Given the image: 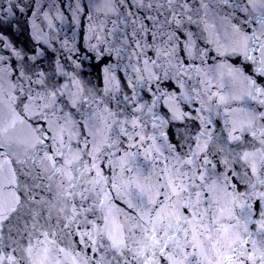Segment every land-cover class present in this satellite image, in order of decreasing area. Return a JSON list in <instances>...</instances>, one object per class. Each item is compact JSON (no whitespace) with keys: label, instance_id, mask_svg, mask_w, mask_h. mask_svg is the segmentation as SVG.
I'll use <instances>...</instances> for the list:
<instances>
[{"label":"snow or ice","instance_id":"1","mask_svg":"<svg viewBox=\"0 0 264 264\" xmlns=\"http://www.w3.org/2000/svg\"><path fill=\"white\" fill-rule=\"evenodd\" d=\"M261 2L264 3V0ZM179 4L180 0H159L156 6L169 11L172 14V21L179 24L180 21L176 19L180 14L176 12ZM153 6L151 3L148 4L150 8ZM10 7L16 9L15 4ZM2 24L3 22L0 21V26ZM260 24L261 35L264 36V18L260 20ZM236 32L241 33V29H236ZM250 41L258 44L254 49L259 53L258 57L250 54ZM217 54L225 57L242 54L245 60L255 65L252 69L253 73L264 78V42L260 41L255 33L251 36L241 34L232 46L223 50L217 47ZM16 55L21 54L17 52ZM163 55L170 58L172 52H165ZM220 67L226 68V75L230 79L242 82L246 88L240 95L219 97L220 104L226 105L232 101L245 99L256 101L259 97H264V83H257L252 75H245L242 68L225 65ZM19 75L21 78H26L23 70ZM20 92L23 96L20 100L23 112L34 118L39 126L29 124L24 116L12 109L11 105L15 104L16 97H9L7 114L0 100V147L25 143L31 149H37L38 145H44L45 139H51L56 147L51 154L45 152L40 158L39 167L42 171L27 172V178L32 182L29 192L32 187L44 188L45 179L51 180L52 177L59 176L60 195L57 199H64L65 204L57 211L64 214L67 221L63 224V228L68 229L71 235H78L76 243L83 248L90 249L94 253L101 251L104 253L95 260L92 257L78 259L79 252L72 256L64 247H58L55 239H49V236H55V233L44 231L41 233L43 240L38 239L36 245L29 243L23 249L26 256L22 259H27L29 264H63L58 258L61 254L65 260L71 257L72 264H90V262L91 264H257V261L259 264H264V209H258L256 214L259 220L252 221L250 219L253 214L252 206L246 202L238 203V200H247L248 197L244 193L235 196L225 193V198L205 195V193L218 194V183H222L225 189L231 187L235 190L236 185L230 183L233 177L229 175L231 161L227 157L217 161V164L223 166L224 171L211 184L206 183V173L212 161L205 156L198 163L199 153L195 151L191 152L187 159H183L179 154L171 158L166 157L165 159L169 161L167 164L145 176L136 163L137 157L143 155L147 159L155 151L157 153L153 160L155 163V160H159L162 155L159 147H144L142 153L126 151L115 160L107 158L115 156V153L107 152L106 149L116 147L121 134L131 141L128 145L130 149L143 147L146 140H151L154 144L156 136L146 137L140 132L130 134L122 124L113 128L104 118L89 115L86 117L88 123L81 137L84 146L73 150L70 144L72 135L69 134V143H66L65 127L54 126L49 119L48 110H54L56 93H46L43 96L38 94L33 97L25 92L23 87L20 88ZM45 100L48 102L37 103ZM258 102L264 105V99H259ZM108 115L114 114L108 113ZM261 118H264V112L250 113L247 127L240 124V131L252 130V135L255 137L254 126ZM64 120L67 124L68 118L65 117ZM45 121L48 131L55 132V135L48 136L42 123ZM113 123L117 122L113 121ZM131 123L133 128L138 124L136 120ZM101 124L103 127H99ZM18 126L22 127L26 134L22 140L16 136ZM233 131H236V128H233ZM260 135L264 136V126L261 127ZM88 137H91V140ZM231 139L239 140L240 137L231 136ZM260 144L264 146V139L260 140ZM168 148L174 151L171 145ZM199 151L203 152L204 148L201 147ZM257 152L260 154L261 163L264 164V148L258 149ZM34 156L35 153L33 158ZM85 156L90 158L89 162L84 160ZM255 157L256 153L245 151L239 158L251 164L252 176L256 177L257 183L264 184V178H261L264 173L257 168ZM27 159L26 156L25 160L16 162L25 164ZM12 163L13 160L0 152V222L7 220L11 213L16 212L17 206H24L15 191L8 190L9 186L17 183L16 171L11 168ZM105 166L109 170L108 175L105 174ZM90 173L91 178H89ZM251 179L252 177H248L244 183L255 188L256 184H251ZM78 187L80 191L76 190ZM92 193H96L100 198L95 207L109 209L108 214L103 216V226H98L95 221L87 219L86 214L93 213L94 207H84V204ZM258 195L260 200L264 201V192ZM77 197L79 203H72L69 207V203ZM113 197L125 201L127 208L134 212V215L122 213L119 208L113 210L111 206ZM31 199L37 202L35 197ZM105 201L108 203L106 204ZM49 213L51 214V208ZM241 219L244 221L243 225L240 223ZM249 223L259 225L256 232L261 238L259 242L252 239L253 233L247 227ZM74 225H87L90 226V230L73 232ZM37 245L43 248L39 259L34 258V249ZM187 248L195 251H186ZM129 255L131 259H128ZM5 261L9 264H20L13 255H0V264H5Z\"/></svg>","mask_w":264,"mask_h":264}]
</instances>
